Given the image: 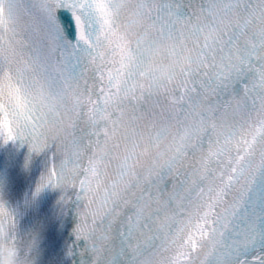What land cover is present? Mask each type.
<instances>
[{
	"label": "snow or ice",
	"instance_id": "1",
	"mask_svg": "<svg viewBox=\"0 0 264 264\" xmlns=\"http://www.w3.org/2000/svg\"><path fill=\"white\" fill-rule=\"evenodd\" d=\"M0 139L77 190L81 264H264V0H0Z\"/></svg>",
	"mask_w": 264,
	"mask_h": 264
},
{
	"label": "clouds",
	"instance_id": "2",
	"mask_svg": "<svg viewBox=\"0 0 264 264\" xmlns=\"http://www.w3.org/2000/svg\"><path fill=\"white\" fill-rule=\"evenodd\" d=\"M9 241V227L0 220V264H22V258L17 249L11 247Z\"/></svg>",
	"mask_w": 264,
	"mask_h": 264
}]
</instances>
